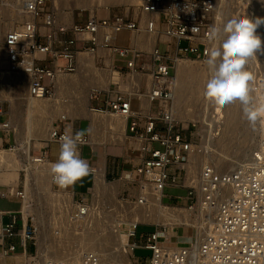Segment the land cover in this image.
<instances>
[{"label": "built area", "instance_id": "1", "mask_svg": "<svg viewBox=\"0 0 264 264\" xmlns=\"http://www.w3.org/2000/svg\"><path fill=\"white\" fill-rule=\"evenodd\" d=\"M13 2L25 21L22 27L6 28L0 20V53L7 58L5 71L25 78L31 96L52 95L57 76L73 72L82 52L95 54L101 49L111 50L117 72L128 71L130 90L117 91L103 100V107L96 109L127 118L124 135L137 142L127 147V152L136 153L141 161L126 167L115 160L106 167L105 181L110 178L120 183L124 203L146 205L160 194L163 200L165 189L178 186L182 174H187L186 164L198 127L197 122L180 119L174 110L177 58L209 57L214 43L216 0H143L136 16L130 12L107 17L90 13L85 22H74L71 28L57 26L54 0H0V7L16 8L18 12L15 4L14 8L8 4ZM143 30L164 34L168 39H159V43L175 45L174 55L163 52L158 45L155 48L150 87L145 84L147 70L143 52L117 44L120 33ZM251 72L255 80L250 82V95L254 102H264V61L256 62ZM145 96L151 101L149 109L143 106ZM3 102L0 101V117H6ZM134 102L139 105L135 106ZM6 122H0V149L7 141ZM257 125L258 140L249 162L224 170L212 164L205 166L199 189L189 187L184 198L188 204L172 205L175 209L184 208L181 214L188 213L192 221L199 218L205 229L194 255L191 246L165 236L169 225L158 224L152 232L139 236L138 223L128 235L127 252L131 259L136 258L138 249L150 250L151 256L145 260L136 258V264H264V124L257 122ZM65 134L75 136L76 133L69 132L59 120L54 123L50 138L42 143L45 148L57 149L51 155L53 165L58 162L60 137ZM82 139L85 143L79 145V152L84 146H92L88 134ZM80 155L90 166L88 175L93 176L94 184L99 166L81 152ZM44 158L45 152H41L38 159L44 161ZM51 183L58 198L52 234L59 235L64 215L73 221L83 220L88 217L91 206L87 198L78 196L81 193L75 185L58 186L53 180L52 168ZM87 193H91V187ZM9 196L19 198L23 205V190L14 188ZM36 224L35 217L25 218L22 207L20 212L0 211V239L20 240L22 264H40L42 260L38 254ZM29 243L34 245L35 252L29 251ZM7 251L17 253L18 246L12 243ZM5 253L0 252V263H4ZM51 254L56 255L48 253V259L42 260L44 264H120L94 251H85L75 260L57 259Z\"/></svg>", "mask_w": 264, "mask_h": 264}, {"label": "bare ground", "instance_id": "2", "mask_svg": "<svg viewBox=\"0 0 264 264\" xmlns=\"http://www.w3.org/2000/svg\"><path fill=\"white\" fill-rule=\"evenodd\" d=\"M119 0H54L53 5L57 6L55 10V18L59 27L70 28L74 25V12L78 8H95V5L103 2H115ZM130 3L141 4L143 0H125ZM223 2V0H220ZM12 5L16 3H8ZM57 4V5H56ZM259 6V0H254V8ZM18 12L14 6L9 10L14 18L13 14L17 12L22 16V23L25 18ZM218 10V6H217ZM20 11V12H19ZM94 13V11H92ZM12 18V19H13ZM146 21V18H145ZM23 25V24H22ZM21 25V27H22ZM136 35L132 36L131 34ZM119 43H129L133 47H129L136 52L142 51L141 49L147 48L152 53L155 51L157 41L159 39L166 41L168 38L161 33H151L149 30H143L142 32L124 31L118 35ZM216 42L213 43L212 50ZM143 52V51H142ZM213 52L210 53L209 57ZM264 61L263 53H258L254 56L251 63ZM80 62L82 63L81 72H93L96 69L90 62L87 56H80ZM254 63V64H255ZM252 64V67L253 65ZM7 58L5 54L0 53V101H9L13 106L12 118L6 122L7 128L16 129V137L18 147L15 149H0V192L3 194H10L11 191L20 184L19 167L20 159L19 152L23 151L30 161V165L36 167L35 180L36 186L30 187V175L27 173V184L24 187V198L22 200V211L26 213L31 209V195L39 193L40 198L44 202H47L46 207L56 210L58 204V198L55 196L51 183V168L53 166L51 161H40L37 157L32 155V143L41 139L48 140L51 135V131L54 123L53 120L61 118L68 124L69 132L74 131V121L77 119L87 118L90 120V142L94 146L95 155L98 158L99 169L96 174V178L91 188L94 192L95 198L102 197L106 193L116 196V192L119 191V182H116L114 186H108L105 181L106 172V160L107 150L103 147L106 144V140L109 139L111 144H118L123 146V149L129 146L137 144L135 140L128 139L125 134V128L127 125V118L121 115L100 112L91 105V98H93L95 91L109 88L110 84H117L119 75L121 73L113 71H96L90 78L89 83L91 87L84 90L81 87V78L78 75L66 76L65 73L59 74L55 79L53 88L54 99L44 96L42 98H36L28 93L25 78L8 74L6 70ZM5 68V69H4ZM147 68H150L151 73H147L145 83L148 87L152 84V70L154 68L153 62L148 64ZM3 69V70H2ZM252 71V68L251 70ZM209 73L211 77V70L207 64L205 67L200 68L193 64L192 61H185L184 59L177 58L176 74H175V94H174V110L180 119L185 121H193L210 125V130L205 136V147L200 150L193 146L189 161L186 164L188 182L191 185L196 186L199 189L200 174L203 168L209 164L224 165L226 162L225 149L226 145L233 139L239 127V110L236 109L234 113L225 117L222 122V129L219 134H214L213 131L218 127L217 118L224 114V110L220 107L213 108L211 105H205L202 107L199 104L202 92L205 90L204 83L206 74ZM125 81L119 80V82H128V75H123ZM122 76V77H123ZM135 76V75H134ZM150 76V78H149ZM140 79V76H136ZM13 78V79H12ZM14 80V82H13ZM25 92H21V86ZM71 94L70 100L63 99V94ZM50 95L49 97H52ZM63 99V100H61ZM201 103V102H200ZM135 106L139 104L134 102ZM151 101L145 96L143 99V106L147 109L150 108ZM215 124V125H214ZM258 132V125L255 126ZM229 139V140H228ZM129 140V141H128ZM253 151L245 157V161L249 162L252 159ZM39 162V163H38ZM43 162V163H40ZM15 186V187H14ZM99 201V200H98ZM184 208L175 209L172 206H168L162 200V194L158 195L156 199H152L149 204L139 205L118 202L115 210H96L90 211L88 217L83 220H74L64 215L61 221L62 231L59 235H54L52 231V222L55 221L57 214L55 212L50 216V227L48 233H45V238L41 237V250L42 260L43 252L48 251L45 254L44 262L48 259L47 254L49 251L56 253L57 259H78L85 251H94L99 253L103 258L111 261L118 262L120 264H134L126 244L128 239H125V235H129L134 230V225L138 223H158L161 225H169L174 229V225L185 226L186 231L190 234L186 236L179 235L181 240L188 241L190 235L193 237V243L189 246L192 248V254L194 255L199 241L203 235L205 229L201 226L200 220H191L188 213H183ZM45 215L40 216V220L45 224ZM38 218H35L38 224ZM131 223V228L127 234H123V231H119L117 223L119 221H127ZM110 222V224L108 223ZM78 226H82L79 230ZM50 231V232H49ZM122 232V233H120ZM106 235H111L113 238L110 244ZM124 235V236H123ZM165 236L168 238L170 232L168 231ZM169 239V238H168ZM77 243V245H75ZM182 242H180L181 244ZM184 243V242H183ZM182 243V244H183ZM41 260L40 264H44Z\"/></svg>", "mask_w": 264, "mask_h": 264}, {"label": "rangeland", "instance_id": "3", "mask_svg": "<svg viewBox=\"0 0 264 264\" xmlns=\"http://www.w3.org/2000/svg\"><path fill=\"white\" fill-rule=\"evenodd\" d=\"M217 6H218V10L216 7V11H215V15H214V19H213V27L214 28H222L224 24H226L228 22V20L232 19V18H239V17H244V16H249L251 18H257V17H261L264 18V0H259V6L257 9L254 8V0H223V2H220V0H216ZM57 5V4H56ZM96 7L91 9V8H78L75 10L74 12V22H85L89 16L90 13H92V11H94L95 14H98L100 16H110L111 14H115V13H121L126 14L128 12H130V14L133 15H138L139 12V6L140 4H135V3H130L128 1L125 0H119V1H115V2H103V3H99L98 5H95ZM57 8V6H56ZM13 16H15L14 18L12 17V14L9 11L8 7L5 6H1L0 7V20L4 21V26L6 28H10L12 26H16V25H21L23 19L22 16H20L19 14H17V12H15V14H13ZM13 18V19H12ZM58 26V25H57ZM71 28V27H70ZM257 33L262 37V39H264V24H262L258 29H257ZM132 36L136 35L135 33L131 34ZM226 38L224 36L223 33H221L220 36H214V42H216V45L214 47V50H212V52L220 50L222 51V42L223 39ZM160 41H157V45L159 47L160 50H162L163 52L166 53H171L172 55L175 54V45L174 44H165V43H159ZM117 44L120 45H124V46H129V47H133L131 44L129 43H119V41H117ZM156 45V47H157ZM143 51V53L141 54L143 56V60L145 61L146 64V69H145V75L148 73H151L150 68H147L148 64H150L153 58V53L151 50H148L147 48L145 49H141ZM145 53V54H144ZM258 53H263L264 55V51H258L257 53H255L252 57H250L248 59V63L246 65V69L247 70H251L252 68V64L250 65V61H252L254 59V56ZM87 56V58L90 59L91 64L93 65V67L96 69V71H113L116 72L117 68H115V66L113 65V53L111 50H98L97 53L95 54H88L86 52H82L81 54H79L78 58H77V63H76V69L73 72H68L65 73L66 76H70V75H78L79 78H81V87L86 90L88 89V87H91V83H89L90 78L93 74L96 73L95 70H93V72H81V67H82V63L80 62V56ZM184 59V58H183ZM209 57H207L206 59L202 58V59H195V58H185V61H192L193 64L197 67L203 68L205 67L208 63ZM220 58L217 57V60H219ZM151 61V62H150ZM6 67V66H5ZM5 69V68H4ZM3 70V69H2ZM176 71V69H175ZM119 75V80H122L123 82L125 81L124 76L123 75H128V71L125 69L123 71L122 74H118ZM123 76V77H122ZM147 78V76L145 77ZM150 78V76H149ZM208 78H209V73L206 74L205 79L207 81H205L204 86H205V90L202 92V96L201 99H203L202 101H199V104L203 107H206L205 105H211L213 108H217L220 107L221 109L224 110V114H222L219 118H217V125L218 127L216 129H214L213 133L214 134H219V132L222 129V122L225 120V117H227L229 114H233L234 111L236 109L239 110V127L238 130L236 132V134L234 135L233 139H231V141L228 143V145H226V149H225V156L226 158V162L224 165H215L214 163H212V165H214L216 168H218L219 170H224L228 167H237L240 166L242 164H246L247 162L245 161V157H242V155L246 154L247 156L252 152V149H254L256 147L257 144V140H258V132L256 131V128H253L249 122L247 121V119L244 116V105L242 102L240 101H235L233 103L230 104H226L223 106L217 105L214 101L210 100L209 98L206 97L205 92H206V85L208 82ZM13 79V78H12ZM148 79V78H147ZM152 79V78H151ZM119 80H117V84H110L109 88H104L103 90L100 91H95L93 98H91V105L94 108H97L98 106L103 107V100L106 99L109 96L115 95V93L119 90L121 91H128L130 90L129 87H127L126 83H122L119 82ZM138 80H142L141 76L140 79ZM146 81V79H145ZM14 82V80H13ZM146 84V83H145ZM21 86V85H20ZM21 92H25L23 87L21 86ZM141 93H144L143 91ZM73 95V93L71 94H63L64 98L66 100H70L71 96ZM50 95H48V98H52L54 99L55 96L52 95V97H49ZM61 99V100H63ZM201 102V103H200ZM3 109L6 112V117H0V122L5 123L6 121H9L12 118V113H13V106L12 103L9 101H4L2 104ZM146 108V106H145ZM61 121L64 123V125L67 127L68 129V124L65 120L61 119V118H56L53 120L52 123H55L57 121ZM90 120L87 118H83V119H77L74 121V128H80V131H83L86 135L88 134L90 137ZM215 125V124H214ZM197 130H195V139H194V146L197 149H201L202 147H205V145H203L204 143V139L205 136L208 134L209 130H210V125L208 124V122L206 124H202V123H197ZM8 132L6 133V137H7V141L6 144L3 148L5 149H15L16 147H18V142H17V137H16V129L10 127L7 128ZM229 140V139H228ZM129 141V140H128ZM43 142H46V139H41L38 141H33L32 143V155L39 158L41 155V152H45V158H44V162H48L51 160V155H53L54 152L57 151L56 148H45V146L42 144ZM92 146H90L93 150L91 151V148L89 146H86L83 150V156L90 158L95 164H97L99 166V162H98V158L95 155V151H94V145L91 144ZM105 147V149L107 150V160H106V167H109L115 160L116 161H121L122 165L125 164L124 158H127L129 156V158H136L137 154L134 153H127V147L123 149V146H118L117 144H111L110 140L107 139L106 140V144L103 146ZM19 152V159H20V167H19V180H20V184L17 185L15 187V189H20V190H24V187L27 184V178H26V174L28 173L30 175V183L29 186L30 187H34L36 186V180H35V173H36V167L33 165H30V161L27 158L26 154L23 151H18ZM39 163V162H38ZM43 163V162H40ZM183 178L181 180V182L179 183L178 186H170L167 187L165 189V197L163 198V201L165 204H168V206H172L173 204H188L187 200L184 199L186 196H188V191H189V187L191 188H195L196 190H198V188L194 185H191L187 180L188 177L186 178L185 174H182ZM106 183L108 184V186H114V184L116 183V181L108 178ZM88 186H90L91 188L93 187V176L91 175H87L84 178H82L81 180L77 181L75 183V188L77 191H79L81 194H79V197H83V198H87L89 200L90 206H91V210L92 211H96L98 210H115L116 208V204L118 202H122V193L121 191H117L116 192V196H113L111 194L106 193L105 195H103L102 197H97L95 198L94 192L91 189V193H87V189ZM1 193V192H0ZM8 194V193H7ZM198 194V193H197ZM10 195V194H8ZM176 195V196H175ZM127 198V197H126ZM99 200V201H98ZM124 203V202H122ZM31 209L29 211H27L26 213H24L25 218L29 217V216H33L35 218H38V224L37 225V238H38V254L39 256H42V250H41V237L44 239L45 238V233H48V228L50 227V223L52 222L49 218L50 216L55 212L56 214V210H52V208H48L46 207L47 202H44L42 200V198H40L39 193H36L34 190V194L31 195ZM17 205L8 201L5 198H1L0 199V210H9V209H13L16 208ZM45 215V224L41 222V220L39 219L40 216ZM54 221V220H53ZM110 224V222H108ZM130 221L127 220L125 221H119L117 223V226L119 227V231H123V234H127L129 232V229L131 228L130 225ZM156 225H158V223H147V224H142L139 223L138 225V235L140 236L142 233H148V232H152L155 228ZM78 229L81 230L82 226H78ZM168 231L170 232V239L172 241H178L180 242H184L187 245H191L193 243V237L190 235V237L188 238V241L185 242V240H181L180 237L177 239L176 237L179 235L182 236H186L187 234H190L188 231H186L185 226H179V225H174V229H172L170 226L168 227ZM50 232V231H49ZM52 233V231H51ZM122 233V232H120ZM123 235V236H124ZM109 243L111 244L113 241V238L111 235H106ZM125 239L129 240L128 235L124 236ZM75 245H77V243H75ZM48 251H44L43 252V258L45 256V254ZM51 251H49L50 253ZM56 254V253H55ZM136 258H140V259H147L148 257L151 256V251L150 250H144V249H138L135 253ZM136 258H132V261L134 264L137 263ZM144 264H146L144 262Z\"/></svg>", "mask_w": 264, "mask_h": 264}, {"label": "clouds", "instance_id": "4", "mask_svg": "<svg viewBox=\"0 0 264 264\" xmlns=\"http://www.w3.org/2000/svg\"><path fill=\"white\" fill-rule=\"evenodd\" d=\"M262 24L264 18L244 16L228 20L222 28H213L214 36L223 33L226 38L221 45L222 51H214L207 61L211 77L206 85V97L220 106L242 102L244 116L253 128L257 122L264 124V102H254L250 95V82L255 80V75L246 65L255 53L264 51V39L257 33ZM84 134L79 131L75 136L60 137L61 151L52 173L54 182L61 188L75 185L90 173L88 162L79 152V145L85 143Z\"/></svg>", "mask_w": 264, "mask_h": 264}, {"label": "crops", "instance_id": "5", "mask_svg": "<svg viewBox=\"0 0 264 264\" xmlns=\"http://www.w3.org/2000/svg\"><path fill=\"white\" fill-rule=\"evenodd\" d=\"M80 131V128H74V133H77ZM86 146L82 147L81 148V154L83 156V150ZM90 147V146H89ZM91 148V147H90ZM53 149V148H51ZM93 149L91 148V151ZM128 153V152H127ZM85 157V156H83ZM141 161V159L139 157L136 156V158H124V163L126 165V167H130L131 166V163H139ZM90 186H88L89 188ZM176 196V195H175ZM1 198H5L7 199L8 201L14 203L17 205L16 208H13V209H9V210H0V211H16V212H20L21 211V207H22V203H21V200L19 198H15V197H12V196H9V195H0V199ZM4 221L7 220V218H3ZM3 221V222H4ZM21 221H19V223L21 224ZM145 225V224H144ZM19 228H20V225H19ZM12 243H15L17 246H18V251L17 253H13V252H9L7 251L8 250V247L10 244ZM30 244V245H29ZM29 251L30 252H35L36 248L34 247V245L32 243H29ZM0 252H6V256H5V260H4V263H0V264H22V260H23V254H22V245L20 244V240L18 238H15V239H10V238H5L4 240H1L0 239Z\"/></svg>", "mask_w": 264, "mask_h": 264}]
</instances>
